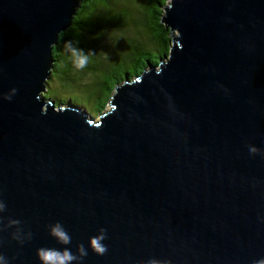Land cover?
Segmentation results:
<instances>
[{"label": "water", "instance_id": "1", "mask_svg": "<svg viewBox=\"0 0 264 264\" xmlns=\"http://www.w3.org/2000/svg\"><path fill=\"white\" fill-rule=\"evenodd\" d=\"M81 1L0 0V255L264 260V0H167L169 53L98 118L44 94Z\"/></svg>", "mask_w": 264, "mask_h": 264}, {"label": "trees", "instance_id": "2", "mask_svg": "<svg viewBox=\"0 0 264 264\" xmlns=\"http://www.w3.org/2000/svg\"><path fill=\"white\" fill-rule=\"evenodd\" d=\"M166 1L82 0L73 24L60 33L59 42L53 47V73L44 94L53 98V93L63 97L70 95L77 103L86 102L98 112L103 111L116 85L127 75L140 73L148 63H156L169 53L170 29L160 20ZM130 24L139 27L140 33L144 30L143 36H129L111 55L97 52L98 45L107 38L104 32ZM69 41L89 55L85 67L74 65L66 47ZM88 72L93 78L82 83ZM80 95L85 98L79 99Z\"/></svg>", "mask_w": 264, "mask_h": 264}, {"label": "clouds", "instance_id": "3", "mask_svg": "<svg viewBox=\"0 0 264 264\" xmlns=\"http://www.w3.org/2000/svg\"><path fill=\"white\" fill-rule=\"evenodd\" d=\"M66 47L72 57L74 65L79 68L85 67L88 62L89 55L82 49L73 46L70 41L66 42ZM251 151L255 153L257 148L252 147ZM3 207L4 205L0 203V209ZM53 232L62 240L67 239V234L60 226H57ZM92 246L97 253L102 254L105 251L104 246L100 243V238H93ZM38 255L42 261V264H71L73 260L77 259V257L74 256L70 250H65L63 253H61L58 250L40 249ZM0 264H8L7 259L3 255H0ZM153 264H155V262H153ZM256 264H264V260H259L256 262Z\"/></svg>", "mask_w": 264, "mask_h": 264}, {"label": "rangeland", "instance_id": "4", "mask_svg": "<svg viewBox=\"0 0 264 264\" xmlns=\"http://www.w3.org/2000/svg\"><path fill=\"white\" fill-rule=\"evenodd\" d=\"M144 30L141 31L139 30V27H136L134 24H130V25H126L123 26V29H119V28H113L110 29L109 31H106L103 34V36H107V38L105 37V39L102 40V42L98 45V50L97 52L104 55V56H108L111 55L114 51L118 50L120 48V46H123L126 42V38H128L129 36H143L144 34ZM93 78L92 73L88 72L86 73V77L82 79V83L84 82H89L91 79ZM56 80L53 81V83H55ZM48 86V84H47ZM53 93V92H52ZM54 98H56L58 101L60 100V98H64L66 96H58L57 94L53 93ZM58 96V97H57ZM79 99L81 98H85V96L80 95V97H78ZM65 100H63V102H67L68 99H72V97L69 95L68 97L64 98ZM111 97L109 99V102L107 103V106L105 107L104 111L107 110L108 108H110L111 106ZM62 102V101H61ZM79 103V102H78ZM80 106L82 107H86L89 112L95 116V117H99L100 112H98L96 109L90 107L88 104H86V102H80L79 103Z\"/></svg>", "mask_w": 264, "mask_h": 264}]
</instances>
